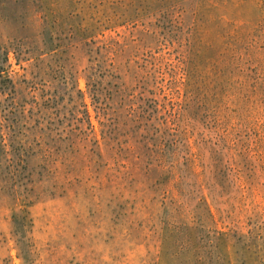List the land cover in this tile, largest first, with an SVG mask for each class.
Masks as SVG:
<instances>
[{
    "label": "rangeland",
    "instance_id": "rangeland-1",
    "mask_svg": "<svg viewBox=\"0 0 264 264\" xmlns=\"http://www.w3.org/2000/svg\"><path fill=\"white\" fill-rule=\"evenodd\" d=\"M0 264H264V0H0Z\"/></svg>",
    "mask_w": 264,
    "mask_h": 264
}]
</instances>
